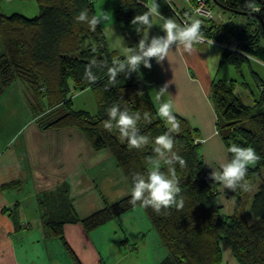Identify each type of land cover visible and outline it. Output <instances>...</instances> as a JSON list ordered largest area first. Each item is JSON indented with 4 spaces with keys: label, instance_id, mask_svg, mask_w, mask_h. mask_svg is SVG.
I'll return each mask as SVG.
<instances>
[{
    "label": "trees",
    "instance_id": "1",
    "mask_svg": "<svg viewBox=\"0 0 264 264\" xmlns=\"http://www.w3.org/2000/svg\"><path fill=\"white\" fill-rule=\"evenodd\" d=\"M115 20L125 44L134 47L143 33H137L132 20L147 11L146 0H115ZM227 9L218 7L212 0L206 5L236 15L234 10L246 12L245 22H215L202 20L203 37L224 45L221 63H227L240 71L251 61L264 65V0H255L259 12L247 8L246 0H218ZM39 13L26 17L19 13L0 12V95L16 79L29 84L35 99L43 101L45 109L36 114V125L42 130L76 128L94 151L107 150L122 171L125 179L134 172L145 171L148 158L153 156L152 146L143 150L128 149L121 143L117 131L109 132L102 126L108 118L107 109L116 102L133 111H149L151 123L139 122L142 134L151 137L163 134L167 127L156 116V109L139 72L118 74L114 85L108 84L106 68L91 66L89 71L97 75L90 83L84 74L93 60L99 63L123 56L110 48L101 24L95 32L77 22L75 17L83 9L89 15L96 14L94 0H36ZM194 3V0H191ZM167 7V5H166ZM233 10V11H232ZM186 8H182L184 14ZM147 44V41H146ZM127 71V69H125ZM257 95L243 80L214 79L210 85V98L215 111V130L225 148L232 143L252 146L262 157L249 168L252 185L259 182L251 196L252 218L247 219L244 194L232 191L231 211L222 212L219 201V182L207 176L200 152L199 133L186 118L176 114L181 121L182 132L175 136V149L186 160L184 169L177 167L181 179V195L185 205L182 210L170 208L159 214L151 208H143L152 228L166 250L157 264H222L220 242L226 241L239 264H264V77L250 70ZM248 89L252 104H245L234 92V83ZM90 89L97 110L94 114L73 107L72 95ZM231 154L227 152V160ZM129 186V180L126 179ZM21 180L13 178L0 187L17 188ZM86 186V185H85ZM68 192L66 185H61ZM58 201L55 209L41 214L44 233L62 241L74 264H83L69 245L64 225L79 223L88 232L139 205L130 203V193L116 202L105 205L88 216L79 217L71 206L69 194Z\"/></svg>",
    "mask_w": 264,
    "mask_h": 264
},
{
    "label": "crops",
    "instance_id": "2",
    "mask_svg": "<svg viewBox=\"0 0 264 264\" xmlns=\"http://www.w3.org/2000/svg\"><path fill=\"white\" fill-rule=\"evenodd\" d=\"M158 9L161 14L174 19L166 6L158 7ZM188 9L186 8V14L193 18ZM152 19L153 26L150 28L152 36H163L164 33L160 29L162 21L155 17ZM213 20L217 23L224 22L221 14H216V19ZM114 26L116 27L113 31L114 36L123 37L118 25ZM152 36L149 34V39ZM223 51L224 45L213 40L201 42L196 46V51L191 54L184 53L181 47L173 45L167 59L161 63L158 64L155 58H149L150 68H145L141 64L139 74L155 109L154 96L165 85L167 93L162 100L171 99L175 113L186 118L197 129L199 136L204 137L203 132L210 131L211 118L212 121L214 119L204 93L210 89L212 80L219 78L229 80L232 79L230 77H234V71L232 72L234 67L220 62ZM224 74L226 77L223 76ZM12 85L11 83L0 95L2 110L5 109L3 104L5 92ZM12 95L15 96V93ZM17 100H19L18 97ZM19 101L21 102V98ZM6 103L10 107H15L13 104L16 103L15 97ZM2 110H0V119L3 117ZM214 127L213 125V133ZM31 128V134L24 139L22 148L0 149V185L13 178L23 177L20 167L23 169L24 160L29 170L26 179H28L27 176L30 179L27 182L26 194H24L22 183L17 188L2 189L0 187V264H74L67 257L62 245L56 242V238L45 235L41 214L55 209V201L48 198V192L51 189L66 185L71 197L74 191L80 190L81 185L82 188L93 186L92 179L85 171H87L86 168L93 167L96 171L98 170V154L91 149L76 128L42 130L37 125ZM0 129L3 130V126L0 125ZM216 135L218 139L215 140V148L222 145L220 137L217 133ZM207 149H213L210 143ZM202 156L206 161L214 159L219 164L226 162L223 152L221 156L208 151L207 154L202 153ZM10 167H13L14 173H10ZM205 169L207 176L211 178L212 168ZM218 190L220 201L223 192ZM230 192L231 195L225 199L226 203L220 202L224 213L232 208V190ZM97 228L96 231H98ZM64 234L83 264H100L101 257L92 242L91 233H85L79 223H69L64 225Z\"/></svg>",
    "mask_w": 264,
    "mask_h": 264
},
{
    "label": "rangeland",
    "instance_id": "3",
    "mask_svg": "<svg viewBox=\"0 0 264 264\" xmlns=\"http://www.w3.org/2000/svg\"><path fill=\"white\" fill-rule=\"evenodd\" d=\"M150 2L151 0H148V5ZM155 2L159 7H165L167 2H171L179 12H181L182 8L188 9L191 6V3L185 0H155ZM94 6L96 13L104 11L109 17L108 21L101 23L103 32L114 31L116 28L114 26L116 24V1L94 0ZM209 8L212 11V17L215 19L216 14H221L222 20L224 22L228 20L233 21L234 24H242L245 22V18L240 14L232 15L224 10H220L215 6H210ZM0 12L4 14L19 13L26 17H33L39 13V8L36 0H0ZM194 17L195 16L193 15V18ZM149 34L152 36L150 29ZM111 48L115 49L114 47ZM116 52L120 53L119 50ZM251 69L259 72L260 75L264 77V66L251 61L250 64L246 63L240 71L232 68V72L234 71V74L232 73L234 77L230 78L239 82L241 80L247 82L250 88L253 89L254 93L257 95L258 91L250 73ZM223 76H225V74ZM223 80L227 81L226 79ZM12 84L13 85L11 88L5 92L3 98L5 109L2 110V106L0 104V110L3 112V117L0 119V125L4 128L3 130L0 129V149H18V147L22 148V146H24V139L28 138V136L31 134V127L37 124L34 119L36 114L45 109L43 103L45 99L42 101H37L35 99L34 93L26 81L16 79L12 82ZM233 89L234 92L239 95L243 103L252 104V98L248 89H245L241 83H234ZM12 93H15V96H13ZM204 96L206 103L214 116V119L212 121L211 118L210 131L203 132L204 137H197V140L200 142V152L207 154L208 151H210L212 154H220L221 156L223 152L224 158L226 157L225 160L227 161V151L224 144L222 143V145L220 144L221 146L216 148L214 146L215 140L218 138L215 133V127L214 133L212 131L216 116L213 103L210 98V89L204 93ZM13 97L16 99V103H13L15 107H10L6 101H11V99L13 100ZM17 97L19 100L21 98V102L17 100ZM72 101L73 107L76 109H85L92 114H94L97 110V105L90 89H85L81 92H75L72 95ZM189 125L193 127L190 122ZM14 128H16V130ZM115 134L119 139L118 132ZM220 141L222 140L220 139ZM208 143L212 145L213 149H207ZM96 153L98 154V170L96 171V168L93 167L89 169L86 168L87 171H85L92 179L93 186L82 188L81 185L79 191L73 192L71 196L72 198L70 197L69 189L68 192H66L61 188V186L55 187L48 192V198L50 200H54L55 204H57L58 201L56 200V197L60 196L63 198V194L67 193L72 200L71 206L76 208L77 215L79 214L80 216H88L103 206L110 205L120 198L128 195L130 193V186L120 168L115 164L112 156L107 150L97 151ZM203 160L205 159L203 158ZM24 163L25 164L22 165L23 169L20 167L23 177L18 179L22 181L21 183L23 191L24 194H26L28 191L27 182L30 179L28 176L27 178L29 180L26 179V174L29 173V170L26 168L28 164L25 162V160ZM204 163L205 168L207 167L209 170L212 168L210 170V174L214 172V169H217L220 165L217 161H214V159H208V161L205 160ZM9 169L10 173L15 172L13 167H10ZM94 174L97 175L95 176ZM258 184L259 182L253 185L252 189L244 194L245 210L247 215L246 217L249 220L252 218L250 211L251 196L257 189ZM216 187L223 192L221 194L220 202L225 204V199L231 195V190L227 188L222 189L220 184H216ZM95 229H93L95 232L90 230L87 233H91L90 235L92 242L96 246L97 251H99L101 257L99 261L100 264H157L166 255V250L162 245L159 236L152 228L143 208L139 205L134 206L119 216L98 226V231ZM56 242L62 245L67 257L71 260V257L68 255L63 243L57 238ZM220 247L222 250V264H239L233 257L230 247L226 241L222 240L220 242Z\"/></svg>",
    "mask_w": 264,
    "mask_h": 264
},
{
    "label": "clouds",
    "instance_id": "4",
    "mask_svg": "<svg viewBox=\"0 0 264 264\" xmlns=\"http://www.w3.org/2000/svg\"><path fill=\"white\" fill-rule=\"evenodd\" d=\"M247 8L252 12H259L255 6V0H246ZM155 0H151L147 11L135 16L132 22L137 25L136 32L143 33L134 47L125 44L123 37L114 36V32H105V37L111 47L119 49L123 59L116 57L112 59L109 66L108 61L101 60L97 63L93 60L85 69V75L90 83H95L97 75H93L89 68L98 66L106 68L108 84L114 85L117 82L118 74L126 76L133 72H139L140 65L150 68L149 58H155L159 64L167 59L173 45L181 47L184 53H193L196 46L203 40L202 20L190 18L189 21L178 23L175 19L163 17ZM153 17L162 21L160 29L163 36H152L149 39V29L153 26ZM109 17L104 11L89 15L88 9H83L75 17L77 22L87 21V28L95 32L97 25L108 21ZM146 41L148 43L146 44ZM127 69V71H125ZM167 93V87H161L154 96L156 103V116L167 127L163 134L151 137L142 134L139 122L151 123L152 114L149 111H133L123 107L121 103H113L107 109L108 118L103 121L105 130L117 131L121 143H126L128 149L143 150L151 145L153 156L146 162L145 171L134 172L130 178V203L137 202L142 208H151L155 213L162 210L175 208L182 210L185 205L184 197L181 195V179L177 175V167L184 169L187 164L183 156L175 149V136L182 132L181 121L174 114L175 109L171 99L163 101ZM226 151L231 158L211 173L212 180L220 183L222 189H230L236 192L238 189L248 192L252 189V182L248 177L249 168L256 165L262 157L252 146H241L232 143L227 146Z\"/></svg>",
    "mask_w": 264,
    "mask_h": 264
},
{
    "label": "built area",
    "instance_id": "5",
    "mask_svg": "<svg viewBox=\"0 0 264 264\" xmlns=\"http://www.w3.org/2000/svg\"><path fill=\"white\" fill-rule=\"evenodd\" d=\"M191 3V6L189 7V11L192 15H194L196 18L199 19H205V18H210L214 19L212 17V11L210 10V6L206 5L205 0H194V3L191 2V0H185ZM167 8L170 10V12L173 14L174 19L178 23H184L190 20V17L186 14V12L181 13L179 12L174 5L171 2L166 3ZM161 14V13H160ZM163 17H166L165 15L161 14ZM206 41H211L205 37H203V40L201 42H206Z\"/></svg>",
    "mask_w": 264,
    "mask_h": 264
},
{
    "label": "water",
    "instance_id": "6",
    "mask_svg": "<svg viewBox=\"0 0 264 264\" xmlns=\"http://www.w3.org/2000/svg\"><path fill=\"white\" fill-rule=\"evenodd\" d=\"M214 4H216L218 7L220 8H223V9H227L223 4H221L218 0H212ZM233 11V10H232ZM234 13H237V14H242L244 15L246 12H242V11H238V10H234L233 11ZM262 23V30H263V33H264V23Z\"/></svg>",
    "mask_w": 264,
    "mask_h": 264
}]
</instances>
